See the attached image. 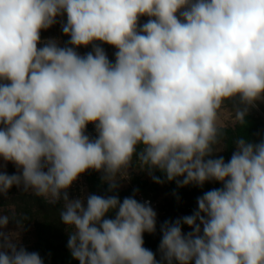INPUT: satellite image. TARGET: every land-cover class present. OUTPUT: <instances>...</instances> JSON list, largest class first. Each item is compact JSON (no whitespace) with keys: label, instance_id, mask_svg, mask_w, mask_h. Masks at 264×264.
<instances>
[{"label":"clouds","instance_id":"1","mask_svg":"<svg viewBox=\"0 0 264 264\" xmlns=\"http://www.w3.org/2000/svg\"><path fill=\"white\" fill-rule=\"evenodd\" d=\"M64 16L67 44L42 41ZM97 42L117 49L114 63ZM231 101L242 126L264 102V0H0V167L17 169L0 171V196L15 186L62 200L79 264H264V140L238 136L227 162L215 155ZM134 158L156 183L158 170L178 187L222 185L160 226L159 261L144 247L150 202L68 195L89 170L114 191ZM9 221L0 215V264H44L2 231Z\"/></svg>","mask_w":264,"mask_h":264},{"label":"trees","instance_id":"2","mask_svg":"<svg viewBox=\"0 0 264 264\" xmlns=\"http://www.w3.org/2000/svg\"><path fill=\"white\" fill-rule=\"evenodd\" d=\"M61 20L59 29L57 32H52L49 28L41 32V40L46 41L48 39L58 40L59 38H65L66 36L62 32V23L66 22V16L59 18ZM147 17H141L140 23L143 24L147 21ZM100 44L103 49L107 50V56L110 61L115 62V52L117 49L113 46ZM88 52L92 51L91 46L85 47ZM226 104L234 110V107L238 105V101L226 102ZM258 107L262 110L260 113L255 107L250 108L248 114L245 117V125H240L236 119L231 123L220 125L221 127V141L216 146V156H223L225 162H227L232 153L235 151L233 141L238 136H245L250 142L258 143L264 140V105L261 102H257ZM235 112V111H234ZM8 174L16 173L17 169L11 163H8L3 170ZM154 174L162 181H165L164 175L156 170ZM102 173L89 170L86 176V190H85V204L87 196L90 194H96L101 196L116 195L121 202L125 197L136 196V191H141L146 195H150L159 200L158 208L163 211L162 215H157V228L153 234L144 233V247L153 251L156 255V259L160 260L159 243L161 240L160 226L165 221H175L186 215H191L197 208L194 207L192 201L181 204L179 199L185 200L188 195V189L190 192H194L196 186L189 185L186 187H178L175 181H167L169 188L172 190L171 197L161 203L159 191L157 190L158 184L153 181L152 177H146L139 173L129 171L128 185L119 186L114 191H109L108 184L102 181ZM222 185L218 182H212V187L209 189L220 188ZM208 190V191H209ZM194 200V199H193ZM141 202V201H140ZM13 204L15 212L11 217V221L16 223V220L21 221V225L27 226L32 224L35 239L30 247V252H37L44 261V264H79L78 260L72 258L70 251L67 247L69 238V229L66 230V226L60 221V210L63 201H60L56 205L47 203L44 198L37 197L29 192H25L22 188L13 186L6 197L0 196V205ZM114 213H109L106 218H114Z\"/></svg>","mask_w":264,"mask_h":264},{"label":"rangeland","instance_id":"3","mask_svg":"<svg viewBox=\"0 0 264 264\" xmlns=\"http://www.w3.org/2000/svg\"><path fill=\"white\" fill-rule=\"evenodd\" d=\"M61 20L58 18L57 23L51 27L50 30L52 32L58 31ZM105 52L107 55V50H105ZM261 103L264 105V102H261ZM255 108L260 113L263 114L262 110L258 107L257 104H256ZM234 119H235L234 110L231 109L227 104H225L224 107L222 108V110L220 111V114H219V124L225 125V124L231 123ZM3 164H4V162L0 161V165H3ZM6 165H4L3 167H0V171L3 170V168ZM130 170L134 173H139L141 175L143 174L146 177L150 176L147 171H143L141 169L138 162L135 161V158H134V162H133V167ZM118 179H119V177H118ZM123 180H128V178L120 180L119 183L122 185H127V184L129 185L130 184L129 182H126ZM211 187H212V182H206L202 188L196 186V189L194 192H192V191L190 192V189H188L189 192H188L187 198L185 200L180 198L179 202L180 203L182 202L181 204H183V203H186L188 201H192L194 207L197 208L198 207L197 198L202 196L203 193L208 191ZM157 190L159 191L158 198L160 199L161 203L166 202L171 197L172 190L169 188L166 180L163 183L158 184ZM154 211L157 213V215L163 214V211L160 210L159 208L157 210H154ZM14 212H15V208H14L13 204L9 203V204L0 205V215H8L10 218L9 224L7 225L6 228L2 229V231H4L5 233H12L13 238H14L13 242L16 243L18 247L22 246L28 252H30V247H31V245L35 239L32 224H28L27 226L21 225V227H18L16 223L11 221V217L14 214ZM182 230H183V232L187 233V232H190L192 229L182 227ZM69 231H71V229H69Z\"/></svg>","mask_w":264,"mask_h":264},{"label":"built area","instance_id":"4","mask_svg":"<svg viewBox=\"0 0 264 264\" xmlns=\"http://www.w3.org/2000/svg\"><path fill=\"white\" fill-rule=\"evenodd\" d=\"M69 39L70 38L68 36H66L65 38H59L57 41L59 42L60 46L63 47L67 44V41ZM39 46H42V45H38V47ZM76 51L82 56L85 55L86 53H88V51L85 47H79L76 49ZM87 134H89L93 138L96 136L95 127L93 124H89L87 126ZM87 174H88V171L84 174H81L80 177L72 184L70 189H68V195H69L70 199H76V198L84 199L85 198ZM136 196L141 202H144V201L150 202V206L154 210L158 209V205H159L158 199H155L150 195H146L141 191H136ZM183 227L190 229L187 225H184Z\"/></svg>","mask_w":264,"mask_h":264}]
</instances>
